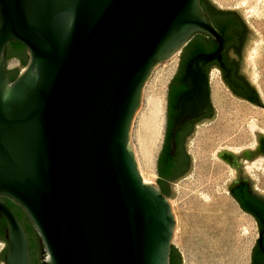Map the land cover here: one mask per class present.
<instances>
[{"label": "water", "instance_id": "water-1", "mask_svg": "<svg viewBox=\"0 0 264 264\" xmlns=\"http://www.w3.org/2000/svg\"><path fill=\"white\" fill-rule=\"evenodd\" d=\"M246 26L250 81L246 51L258 36ZM196 34L212 37L217 49L187 62L191 90L183 96L202 107L174 120L171 156L183 122L207 110L200 70L221 59L224 46L200 0H0L5 264H31V252L25 228L1 197L28 214L40 237L39 264H170L177 219L169 199L176 195L145 182L131 128L154 69ZM13 40L29 56L20 73L7 70ZM7 72L19 75L11 82ZM256 105L264 108L260 97Z\"/></svg>", "mask_w": 264, "mask_h": 264}, {"label": "rangeland", "instance_id": "rangeland-1", "mask_svg": "<svg viewBox=\"0 0 264 264\" xmlns=\"http://www.w3.org/2000/svg\"><path fill=\"white\" fill-rule=\"evenodd\" d=\"M222 10H240L250 30L258 36L246 51V68L250 70V82L256 87L264 103V0H210ZM181 54L158 65L142 94V106L131 128V142L139 170L149 183L156 181V164L165 137L168 86L178 68ZM24 69L21 61L10 58L7 70ZM163 80V81H161ZM216 94H222L235 102L228 109L229 134L215 140L212 145L196 146L195 167L172 188L176 195L170 198L177 226L173 245L182 258V264H249L255 246L257 230L254 220L245 214L229 194L228 185L234 173L222 162L218 153L231 148L240 152L255 142L258 134L264 135V108L235 101L217 73L213 79ZM162 88V113L160 126L155 118L149 125L142 122L143 114L153 92ZM225 99V98H224ZM216 104V103H215ZM150 115V112L149 114ZM156 136L153 164L147 168L139 154L140 141ZM151 140L149 141V143ZM264 190V158L252 168ZM6 244L0 242V252ZM0 264H5L3 261Z\"/></svg>", "mask_w": 264, "mask_h": 264}, {"label": "flooded vegetation", "instance_id": "flooded-vegetation-1", "mask_svg": "<svg viewBox=\"0 0 264 264\" xmlns=\"http://www.w3.org/2000/svg\"><path fill=\"white\" fill-rule=\"evenodd\" d=\"M200 5L214 29L224 38V46L221 59L206 63L200 70L207 79V110L200 116L183 122L175 137V155L167 157L165 150L170 148V132L174 120L181 117L183 111L187 114L193 107H202L192 101L190 96H183L191 90L185 82L187 62L198 54L214 52L217 44L210 36L196 34L180 53L178 68L168 89L165 137L157 159L154 182L168 198L172 195V188L195 167L196 146L201 143L203 146L206 143L207 146L212 145L215 140L223 139L229 134L228 109L234 107L235 102L222 94H216L212 85L213 70L217 71L221 82L235 101L257 106L259 97L244 72L243 51L248 28L243 18L237 12L218 8L209 0H200ZM197 44H201L200 52H196ZM224 97L228 103H223ZM225 149L220 152L219 158L234 173L229 194L256 225L257 237L249 264H264V190L260 180L252 173L253 166L264 158V137H255L254 144L240 152Z\"/></svg>", "mask_w": 264, "mask_h": 264}, {"label": "trees", "instance_id": "trees-1", "mask_svg": "<svg viewBox=\"0 0 264 264\" xmlns=\"http://www.w3.org/2000/svg\"><path fill=\"white\" fill-rule=\"evenodd\" d=\"M196 48H198L196 52H200L202 49L201 44H197ZM6 49H7V60L9 58H16L21 61L23 66H26L28 64L29 56L27 54V48L25 46L13 40L7 45ZM7 75L11 80V82H14L19 74L18 73L10 74L9 72H7ZM165 155H167V157L169 156L172 157L169 148L165 150ZM1 200L11 209V211L15 214V216L18 218V220L21 222L22 226L26 230L29 241V249L31 252V264H39L38 254H39L40 237L33 223L31 222L28 214L24 211V209L20 205L13 202L9 198L1 197ZM5 230H6V222L4 221V219L0 217V241L6 244V248L2 254L3 262H4V256L8 249V244L5 239L6 236ZM170 264H182L181 257L174 246H172Z\"/></svg>", "mask_w": 264, "mask_h": 264}, {"label": "bare ground", "instance_id": "bare-ground-1", "mask_svg": "<svg viewBox=\"0 0 264 264\" xmlns=\"http://www.w3.org/2000/svg\"><path fill=\"white\" fill-rule=\"evenodd\" d=\"M216 75H217V71L213 70V73L211 75L212 76V80L215 78ZM161 81H163V80H161ZM162 93H163V89L162 88H160L158 90H155L153 92V95H152L151 99L148 102L147 110L144 112L143 119H142L143 120L142 122L146 121V125L147 126L149 125V123L151 122V120L153 118H155L157 126H160V123H161V120H162L161 114H163L162 113V106L163 105H162V100H161ZM221 102H222V100H221ZM224 102L228 103L226 101V99L223 100V103ZM149 112H150V115H148ZM152 135L153 134H150L152 139H149V136H147L146 143H143V140H141L140 141V145H139L140 158H141L143 164L147 168H150L152 166L153 160H154L156 136H152ZM150 140H151V142L149 143ZM144 180H145V182L149 183L147 178L144 179Z\"/></svg>", "mask_w": 264, "mask_h": 264}]
</instances>
